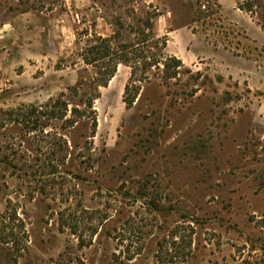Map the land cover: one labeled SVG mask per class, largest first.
<instances>
[{
  "label": "rangeland",
  "instance_id": "374dc122",
  "mask_svg": "<svg viewBox=\"0 0 264 264\" xmlns=\"http://www.w3.org/2000/svg\"><path fill=\"white\" fill-rule=\"evenodd\" d=\"M19 1L0 0V215L26 241L0 264H264V0H112L108 37L59 0ZM164 16L184 59L166 73L147 66ZM98 37L132 61L95 129L71 110L109 70L84 62Z\"/></svg>",
  "mask_w": 264,
  "mask_h": 264
},
{
  "label": "trees",
  "instance_id": "16d2710c",
  "mask_svg": "<svg viewBox=\"0 0 264 264\" xmlns=\"http://www.w3.org/2000/svg\"><path fill=\"white\" fill-rule=\"evenodd\" d=\"M118 34L119 33L116 32L115 36H117ZM147 36L154 38L153 32L151 30ZM154 40L155 45L158 46L159 44H161L162 53L159 57H153V59H151V57H148V59H150L151 61H149L148 64L146 63L147 66H150L151 68L156 67L157 69H160V65H163L164 73L170 71L171 69L178 70L179 68L183 67V62L181 60L177 59L176 57H168L165 55L164 50L167 47V39ZM145 41L147 42L148 40ZM128 49L129 47L124 45L116 49L113 45V39H107L102 37H98L96 39V44L91 47V56L86 58L84 57V62L87 65H95L101 61L108 60L106 64L109 66V70L98 73V78L94 79L95 93L91 96V99H88V101L86 102V108L89 111L87 109L81 111L75 107L71 110V117L79 116V118L89 119L94 122L92 128L96 129V119L92 117L94 114V101L100 97V87H107L109 82L115 76L118 66L120 64L127 65L132 61V58L128 56ZM137 59H140V57L136 56L135 60ZM136 63L138 64L139 61H134L133 65L131 66V79L135 75ZM75 90V93L77 95L79 93L80 87H76ZM61 104L63 110V117L66 118L68 116L69 104L65 101H63ZM68 121H70V119H68ZM25 241L26 231L24 222L17 216V213L13 209L8 208L5 213L0 215V247H7L9 251L18 253L21 252V250L24 248Z\"/></svg>",
  "mask_w": 264,
  "mask_h": 264
},
{
  "label": "crops",
  "instance_id": "0c3cea01",
  "mask_svg": "<svg viewBox=\"0 0 264 264\" xmlns=\"http://www.w3.org/2000/svg\"><path fill=\"white\" fill-rule=\"evenodd\" d=\"M17 4H19V0H14ZM146 1V0H142ZM155 0H151V2H154ZM42 2L41 4H46L45 7L40 10L41 14H47L45 11L48 10L47 2L43 0L40 1ZM139 2V1H137ZM59 6H56L54 11L58 10L59 8L61 9L62 7L66 9V14L68 17H72L74 21H77L78 23H81L82 20L88 21L87 23H90L91 25H94L96 28L100 29L99 35L103 37H108L109 34L108 32L110 31V27L112 24H110L107 21V17L105 15V11L107 10V5L112 4V0H59ZM32 11V10H31ZM29 12L26 13H17L14 15L11 19L14 18H21L24 17L28 14ZM63 21V19H61ZM12 20L2 22L1 17H0V25H7L11 23ZM168 20L167 17H160L157 20V27L155 30V34L157 36H163L167 35L168 36V45L166 49H170L171 44L173 43V36L174 34L177 33V31H172L168 28ZM172 54V53H171ZM174 56H176L177 59L181 60L184 63V59L182 56H180L179 53H174Z\"/></svg>",
  "mask_w": 264,
  "mask_h": 264
}]
</instances>
